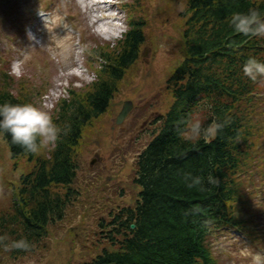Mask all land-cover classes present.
Wrapping results in <instances>:
<instances>
[{"label":"trees","instance_id":"trees-1","mask_svg":"<svg viewBox=\"0 0 264 264\" xmlns=\"http://www.w3.org/2000/svg\"><path fill=\"white\" fill-rule=\"evenodd\" d=\"M249 8L264 13V1L188 0L186 58L169 80L175 101L139 157L136 184L141 191L134 207L111 215L112 249L86 264H216L205 236L210 225L237 222L228 206L236 192L234 174L241 149L251 135L239 102H253L255 83L263 76L251 79L243 65L250 56L264 60V37L245 36L229 24L233 12ZM142 25L132 24L118 51L99 55L98 81L63 105L53 149L25 151L9 132L0 130L14 158L25 156L35 163L10 207L0 212V235L6 236L0 242V264L34 252L78 200L73 187L76 148L85 129L107 113L128 70L138 62L146 41ZM4 102L25 103L0 90V103ZM193 111H200L206 124L217 119L225 125L212 142H192L179 135ZM209 175L217 182L209 183ZM194 176L202 177V183L190 188ZM20 238L30 247L4 248L3 243Z\"/></svg>","mask_w":264,"mask_h":264},{"label":"rangeland","instance_id":"rangeland-1","mask_svg":"<svg viewBox=\"0 0 264 264\" xmlns=\"http://www.w3.org/2000/svg\"><path fill=\"white\" fill-rule=\"evenodd\" d=\"M41 1L0 0V87L4 85V74L10 72L15 79L7 83L16 89H25L27 93L24 95L32 97L38 107L51 113L54 111L50 109L51 102L55 101L57 93L68 97L61 86L70 95L80 96L92 85L93 71H98V64L91 54L96 51L99 54L116 52L120 44L117 41L113 43L115 39L107 40L106 35L97 31L90 15L84 12H88L84 8V2L88 0H70L77 6L73 12L75 20L83 26L81 34L76 36L62 33L58 27L35 24L29 14L48 0ZM187 2L153 0L146 5L148 12L145 10L144 18L149 19L152 15L155 20L150 27H144V34L149 36L143 53L121 83L110 111L85 129L81 145L76 148L78 172L73 187L78 200L68 209L63 222L50 227L48 238L34 252L18 260H5L6 257L3 264H84L100 255L102 248L109 247L111 239L104 238V232L101 233L103 225L100 220L107 218L110 221L111 212L135 205L139 189L132 184L134 164L148 144L158 116L168 112L174 103L168 80L185 59L183 34ZM151 10L153 14H150ZM5 12L9 16L2 20ZM25 15H28V28L24 26ZM23 31L25 35L36 38L35 43L43 53L36 56L27 53L25 57L30 56L31 59L25 62L22 58L21 72L17 75L11 72L12 63L7 64V60L18 57L11 49V43L13 35ZM23 44H28V41L25 39ZM81 66L89 70V76L76 75L80 74L78 67ZM40 90L45 95L50 90L57 93L49 97L51 100H47L44 106L39 101ZM126 101L133 102L134 113H130L122 125H117L116 118ZM259 104L246 108L253 109ZM53 105L56 106V101ZM263 108L247 110L251 114L250 119L258 122L259 128L254 135L261 148L245 168L248 171L238 179L241 196L235 203L236 210L241 209L238 212L241 217L257 226L256 233L252 238L246 236L245 231L214 228L208 237V246L219 264H251V257L241 255V249L264 250V128L260 131L264 126V118H260ZM245 149L251 151L250 144ZM93 160L96 162L91 165ZM33 165L28 158L11 159L6 144L0 142V212L10 207V198L21 174L28 173Z\"/></svg>","mask_w":264,"mask_h":264},{"label":"clouds","instance_id":"clouds-1","mask_svg":"<svg viewBox=\"0 0 264 264\" xmlns=\"http://www.w3.org/2000/svg\"><path fill=\"white\" fill-rule=\"evenodd\" d=\"M229 24L237 33L245 36L264 37V13L258 8L233 12L229 18ZM11 72L17 75L21 72V61L13 62ZM243 72L251 79L264 75V60L256 56L248 57L243 65ZM183 125L179 135L192 142H198L200 139L211 142L225 127L217 119L206 124L200 111L190 113L183 121ZM0 130L9 132L15 143L21 145L25 151L32 153L40 152L41 149L54 143L59 133V128L51 114L32 103H0ZM208 181L216 183L217 178L209 175ZM201 183L202 177L194 176L188 187L191 188ZM4 241H6V236L0 235V242ZM3 246L6 249H27L30 247V242L26 238H20L3 243ZM241 255L250 256L251 264H264V250L253 252L249 248H243Z\"/></svg>","mask_w":264,"mask_h":264},{"label":"water","instance_id":"water-1","mask_svg":"<svg viewBox=\"0 0 264 264\" xmlns=\"http://www.w3.org/2000/svg\"><path fill=\"white\" fill-rule=\"evenodd\" d=\"M131 103L130 102H127L125 104V108L123 109V112L121 113L119 119H118V123H121L123 122V120L125 119V117L127 116L128 112L130 111L131 109Z\"/></svg>","mask_w":264,"mask_h":264}]
</instances>
